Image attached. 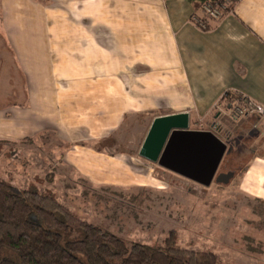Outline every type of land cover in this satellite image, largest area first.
I'll return each mask as SVG.
<instances>
[{"label":"crops","instance_id":"1","mask_svg":"<svg viewBox=\"0 0 264 264\" xmlns=\"http://www.w3.org/2000/svg\"><path fill=\"white\" fill-rule=\"evenodd\" d=\"M202 16L196 0H0V140L16 173L53 172L49 186L60 172L92 187L196 182L139 154L155 117L187 112L188 129L235 149L217 173L253 143L240 187L264 200L263 119L222 105L231 92L264 106V0H237L206 28ZM10 59L19 68L6 70Z\"/></svg>","mask_w":264,"mask_h":264},{"label":"rangeland","instance_id":"2","mask_svg":"<svg viewBox=\"0 0 264 264\" xmlns=\"http://www.w3.org/2000/svg\"><path fill=\"white\" fill-rule=\"evenodd\" d=\"M11 62L7 60L6 70H16L17 62L14 65ZM62 64L61 59L54 60L56 67ZM41 68L47 70L46 65ZM236 94L225 96L222 105L225 106L229 99H239ZM253 116L263 119L264 129V116L254 113L244 117ZM228 129L230 141H234L237 135L231 133L232 128ZM261 144L263 141L259 146ZM236 145L240 151L236 150L231 156L234 175L228 182L213 180L206 186L167 176L158 184L160 187L123 188L92 187L75 176L62 180L61 172L51 186L48 184L53 172L44 178L34 171L35 179H22L24 166H19L16 173L14 145L0 140V178H8L7 181L18 183L21 188L45 189L78 216L126 241L153 244L174 230L179 246L215 252L222 264H264V200L240 187L243 169L258 150L253 143L243 144L242 141ZM47 149L44 143L42 150ZM31 174L28 170V178L34 176Z\"/></svg>","mask_w":264,"mask_h":264},{"label":"trees","instance_id":"3","mask_svg":"<svg viewBox=\"0 0 264 264\" xmlns=\"http://www.w3.org/2000/svg\"><path fill=\"white\" fill-rule=\"evenodd\" d=\"M0 264L222 263L215 252L179 246L174 230L153 244L126 241L45 189L0 178Z\"/></svg>","mask_w":264,"mask_h":264},{"label":"water","instance_id":"4","mask_svg":"<svg viewBox=\"0 0 264 264\" xmlns=\"http://www.w3.org/2000/svg\"><path fill=\"white\" fill-rule=\"evenodd\" d=\"M188 126L187 112L155 117L139 154L203 185H209L213 180L228 182L234 172L217 173V170L224 154L233 149L232 145L229 146L210 130H190ZM176 139L180 146L174 155L172 147Z\"/></svg>","mask_w":264,"mask_h":264},{"label":"built area","instance_id":"5","mask_svg":"<svg viewBox=\"0 0 264 264\" xmlns=\"http://www.w3.org/2000/svg\"><path fill=\"white\" fill-rule=\"evenodd\" d=\"M237 0H205L201 4L203 16L198 18V25L202 28L208 26L207 20L220 19ZM230 5V6H229ZM229 6V8H228ZM227 93L224 94V97ZM234 116L240 117L249 114H258L264 116V106L255 100L247 97H239V99L231 100L228 104Z\"/></svg>","mask_w":264,"mask_h":264}]
</instances>
